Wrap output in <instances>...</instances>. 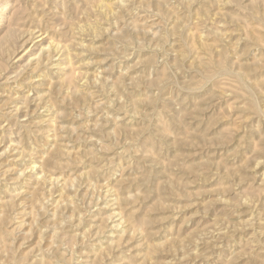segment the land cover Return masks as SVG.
Listing matches in <instances>:
<instances>
[{"label": "rangeland", "instance_id": "obj_1", "mask_svg": "<svg viewBox=\"0 0 264 264\" xmlns=\"http://www.w3.org/2000/svg\"><path fill=\"white\" fill-rule=\"evenodd\" d=\"M0 264H264V0H0Z\"/></svg>", "mask_w": 264, "mask_h": 264}]
</instances>
